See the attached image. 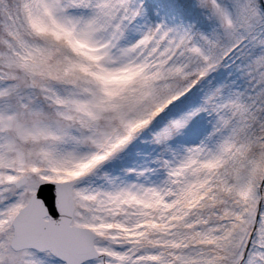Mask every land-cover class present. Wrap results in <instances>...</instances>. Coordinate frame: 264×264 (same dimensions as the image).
I'll use <instances>...</instances> for the list:
<instances>
[{
	"label": "snow or ice",
	"instance_id": "1",
	"mask_svg": "<svg viewBox=\"0 0 264 264\" xmlns=\"http://www.w3.org/2000/svg\"><path fill=\"white\" fill-rule=\"evenodd\" d=\"M0 264H264V0H0Z\"/></svg>",
	"mask_w": 264,
	"mask_h": 264
}]
</instances>
